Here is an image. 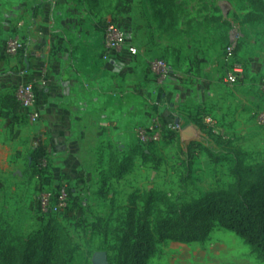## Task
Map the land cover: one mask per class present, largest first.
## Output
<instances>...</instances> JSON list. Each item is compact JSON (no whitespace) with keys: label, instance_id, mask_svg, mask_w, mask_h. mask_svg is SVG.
<instances>
[{"label":"rangeland","instance_id":"1","mask_svg":"<svg viewBox=\"0 0 264 264\" xmlns=\"http://www.w3.org/2000/svg\"><path fill=\"white\" fill-rule=\"evenodd\" d=\"M100 7L95 11L100 23L118 24L129 44L145 52L149 61L163 59L171 70L186 75L183 79L188 84L209 85L204 91L225 100L226 111H232L235 120L229 122V129L202 109L217 121L224 135L199 131L203 139L197 141V148L189 147V154V149L181 146L179 132L173 131L175 137L166 144L156 143L151 154L161 161L159 166L137 159L131 180L119 183L103 177L96 187L69 184L74 189L69 208L49 219L39 211L38 195L61 180L53 173L40 183L34 178V165L28 160L31 144L22 145L21 130L14 126L19 119L22 126L29 121L22 111L13 113L11 106H0L2 123L9 121L5 142L19 138L18 144L26 148L24 154L6 145L0 149V230L25 238L48 224L58 225L74 249L70 264L125 262L142 223V193L165 194L177 208L203 203L211 196L230 199L245 208L255 203L254 194L264 188V126L258 125L255 117L261 106L255 101L264 105L258 90L264 82V0H104ZM20 21L9 22L10 33L0 29V62L4 65L11 61L2 59L4 45L14 35L21 37L17 29ZM233 31L238 36L236 56L245 65L246 75L229 87L224 84L223 55ZM196 117L161 119L163 136L172 131L169 127L175 119L180 128L189 122L196 127ZM145 226L147 235L153 228L152 218L146 219ZM152 245L138 264H264V254L217 224L201 242L176 239Z\"/></svg>","mask_w":264,"mask_h":264},{"label":"crops","instance_id":"2","mask_svg":"<svg viewBox=\"0 0 264 264\" xmlns=\"http://www.w3.org/2000/svg\"><path fill=\"white\" fill-rule=\"evenodd\" d=\"M103 3L104 0L0 2V29L10 33L9 22L21 20L17 29L25 42L23 53L8 64L0 62V99L12 94L15 85H36L35 124L26 121L27 125L22 126L19 119L14 126H19L22 145L31 144V151L39 142L46 145L56 180L77 187H96L103 177L109 179L110 151L126 153L137 144L135 129L158 114L164 122L167 117L183 121L195 114L199 118L203 109L229 129V122L235 120L233 112L226 111L225 100L204 91L209 85H190L183 79L186 75L171 70V77L159 86L148 71L145 52L137 49V54L131 56L125 49L118 55L105 51L100 31L103 24L95 12ZM40 80L46 82L44 88L37 85ZM258 90L264 100L259 87ZM255 102L262 105L260 100ZM2 122L0 119V149L6 145L24 154L26 148L18 144L19 138L5 142L9 121ZM137 164L136 159L134 169ZM134 169L121 180H110H131Z\"/></svg>","mask_w":264,"mask_h":264},{"label":"trees","instance_id":"3","mask_svg":"<svg viewBox=\"0 0 264 264\" xmlns=\"http://www.w3.org/2000/svg\"><path fill=\"white\" fill-rule=\"evenodd\" d=\"M0 106L3 109L11 106L13 113L19 114L22 111L13 93L2 97ZM23 115L26 117L25 114ZM197 119L198 125L196 126L199 131L212 132L201 118ZM163 134L159 143H169L175 137L173 131H168L164 136ZM198 145L197 142L190 143L187 146L188 153H192L189 147L197 148ZM155 149L156 143H149L146 147L135 144L125 154L118 149L110 151L108 155L109 179L118 181L132 173L136 159L159 166L161 161L155 160L151 155L154 154ZM28 160L34 165V178L39 183L53 177L46 145L41 142L37 143ZM43 160L46 161L45 165H42ZM67 184V193L71 199L74 189H70ZM139 200L143 208L140 215L142 223L137 228V238L131 254L122 264H138L151 252L153 242L160 243L164 240L176 239L201 242L215 224L236 233L258 253L264 254V188L254 194L255 203L245 208L230 199L218 196L207 197L203 203L194 202L177 208L176 204L165 194L154 191L142 193ZM149 217L152 218L153 228L145 235L146 219ZM49 219H54V217H49ZM73 250L68 236L58 225L48 224L42 230L25 238L9 236L8 233L0 230V264H70L71 257L69 256Z\"/></svg>","mask_w":264,"mask_h":264},{"label":"built area","instance_id":"4","mask_svg":"<svg viewBox=\"0 0 264 264\" xmlns=\"http://www.w3.org/2000/svg\"><path fill=\"white\" fill-rule=\"evenodd\" d=\"M21 24L18 25L20 27ZM17 27V28H18ZM100 31L103 36L104 50L118 55L122 50H127L131 56L137 54V49L127 42V37L118 24L112 21H106L100 26ZM238 36L235 31L231 33L229 45L224 51V84L233 87L245 78V65L236 56V40ZM25 49V42L18 35L10 37L3 48L2 59H13L23 53ZM148 71L153 77L157 85H162L171 77V69L167 66L163 59H152L148 62ZM46 82L40 80L37 85L44 88ZM35 84L22 83L15 85L13 88V95L19 104L21 110L24 112L26 118L30 123L36 122L37 115L34 111L35 106ZM260 92L264 95V82L259 86ZM256 122L258 125L264 126V105H261L256 112ZM203 123L215 134L224 135V131L218 126L211 116H201ZM170 130L179 132L184 127L179 126L178 123L170 125ZM163 124L161 120L154 117L149 123L143 126H138L135 129L136 142L139 145H147L149 143H157L161 140L163 134ZM49 154V153H48ZM46 161H42L45 165ZM70 199L67 193V186L64 181L56 184L54 187H49L43 190L38 195V208L41 214L45 217H52L66 212L69 208Z\"/></svg>","mask_w":264,"mask_h":264},{"label":"water","instance_id":"5","mask_svg":"<svg viewBox=\"0 0 264 264\" xmlns=\"http://www.w3.org/2000/svg\"><path fill=\"white\" fill-rule=\"evenodd\" d=\"M198 128H196L193 125H188L184 129H182L179 133V139L181 146L184 150L187 149V145H189L192 142H197L199 140H202L203 137H201Z\"/></svg>","mask_w":264,"mask_h":264}]
</instances>
